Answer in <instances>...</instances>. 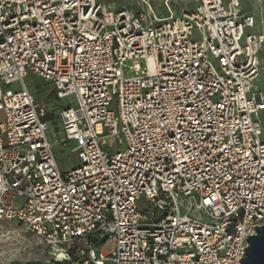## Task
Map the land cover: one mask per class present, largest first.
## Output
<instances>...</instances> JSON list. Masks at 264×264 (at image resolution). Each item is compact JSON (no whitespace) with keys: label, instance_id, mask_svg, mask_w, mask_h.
I'll list each match as a JSON object with an SVG mask.
<instances>
[{"label":"built area","instance_id":"2783aa9c","mask_svg":"<svg viewBox=\"0 0 264 264\" xmlns=\"http://www.w3.org/2000/svg\"><path fill=\"white\" fill-rule=\"evenodd\" d=\"M97 0H0V223L50 250L21 264H241L264 226V36L241 0L161 18ZM62 107V172L47 111ZM115 249L106 254L104 248Z\"/></svg>","mask_w":264,"mask_h":264},{"label":"rangeland","instance_id":"374dc122","mask_svg":"<svg viewBox=\"0 0 264 264\" xmlns=\"http://www.w3.org/2000/svg\"><path fill=\"white\" fill-rule=\"evenodd\" d=\"M104 3L113 9H119L122 6L135 5L134 0H97ZM165 0H147L154 9L160 14H165ZM243 8L257 19L256 33H261L264 36V0H241ZM145 5L137 0V8L141 9ZM189 9L195 6L194 0L187 2ZM260 60V75L254 81V86L264 92V39L262 49L259 54ZM27 85L36 101L43 105L47 111V121L50 123L48 137L53 145L58 166L62 172H68L79 166V159L76 153L73 152L74 143L67 147L63 146L61 140L64 134L61 130V109L62 107L76 106L74 96H70L63 100H58L53 93L52 86L45 82L39 81L34 76L27 78ZM263 138H264V112L260 115ZM115 249V244L110 243L104 248L106 254H111ZM51 257L50 250L46 248L39 239L33 234L27 232L22 227L15 223L1 222L0 223V264H21L24 262H40L48 260ZM112 264V263H107Z\"/></svg>","mask_w":264,"mask_h":264},{"label":"water","instance_id":"95a60500","mask_svg":"<svg viewBox=\"0 0 264 264\" xmlns=\"http://www.w3.org/2000/svg\"><path fill=\"white\" fill-rule=\"evenodd\" d=\"M256 228V235L249 236L246 258L241 264H264V226Z\"/></svg>","mask_w":264,"mask_h":264},{"label":"crops","instance_id":"0c3cea01","mask_svg":"<svg viewBox=\"0 0 264 264\" xmlns=\"http://www.w3.org/2000/svg\"><path fill=\"white\" fill-rule=\"evenodd\" d=\"M166 1H168V4L171 8V10L173 11V13L176 15V16H180L184 11L186 10H192L188 8L187 5V2L190 0H165L164 1V7H165V11L166 13L165 14H160L156 9L153 8V10L156 12V14L161 17V18H167L169 17L170 13L168 11V8L166 6ZM195 2V6H196V1L194 0ZM134 3L135 5H129V9L134 12V13H137L139 12L141 9L137 8V0H134ZM125 6H127L125 4ZM152 6V5H151ZM195 6L193 7V9L195 8ZM153 7V6H152Z\"/></svg>","mask_w":264,"mask_h":264},{"label":"trees","instance_id":"16d2710c","mask_svg":"<svg viewBox=\"0 0 264 264\" xmlns=\"http://www.w3.org/2000/svg\"><path fill=\"white\" fill-rule=\"evenodd\" d=\"M53 93H54V91H53ZM46 120H47V115H46Z\"/></svg>","mask_w":264,"mask_h":264}]
</instances>
